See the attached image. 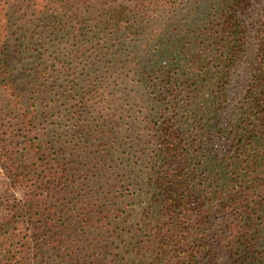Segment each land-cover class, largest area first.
I'll use <instances>...</instances> for the list:
<instances>
[{
	"label": "trees",
	"instance_id": "1",
	"mask_svg": "<svg viewBox=\"0 0 264 264\" xmlns=\"http://www.w3.org/2000/svg\"><path fill=\"white\" fill-rule=\"evenodd\" d=\"M0 171V264H264V0H0Z\"/></svg>",
	"mask_w": 264,
	"mask_h": 264
},
{
	"label": "rangeland",
	"instance_id": "2",
	"mask_svg": "<svg viewBox=\"0 0 264 264\" xmlns=\"http://www.w3.org/2000/svg\"><path fill=\"white\" fill-rule=\"evenodd\" d=\"M262 2H263V0H253L254 7L257 6L258 4L262 3ZM18 85L21 88L24 87L22 84H19L18 83ZM241 85H242V83L240 81V73H239L237 75V77L235 78L234 85H233V89L235 91L236 90H239L240 87H241ZM8 195H10V196H16V195H19V194H17L16 191H13L12 189H9L8 182H7L6 178H4L3 174L0 171V201H1L2 198H5Z\"/></svg>",
	"mask_w": 264,
	"mask_h": 264
}]
</instances>
